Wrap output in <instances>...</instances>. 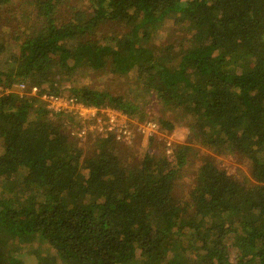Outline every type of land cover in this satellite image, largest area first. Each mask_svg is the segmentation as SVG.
Instances as JSON below:
<instances>
[{
	"label": "trees",
	"instance_id": "1",
	"mask_svg": "<svg viewBox=\"0 0 264 264\" xmlns=\"http://www.w3.org/2000/svg\"><path fill=\"white\" fill-rule=\"evenodd\" d=\"M79 67L130 84H76ZM18 83L115 111L130 136ZM146 121V148L180 125L185 141L139 151ZM0 145V264H26L20 246L37 264H264V0H0Z\"/></svg>",
	"mask_w": 264,
	"mask_h": 264
},
{
	"label": "rangeland",
	"instance_id": "2",
	"mask_svg": "<svg viewBox=\"0 0 264 264\" xmlns=\"http://www.w3.org/2000/svg\"><path fill=\"white\" fill-rule=\"evenodd\" d=\"M168 39V37H162L160 38V42L165 43L168 41ZM158 41L159 39H153L152 45L157 44ZM130 77V74H123L121 76L118 74L105 73V71H91L89 68L79 67L78 70L73 73L72 78H76V81H74L76 84L79 82L81 84H86L89 86L101 87L114 92H120L130 84ZM62 83L63 87L71 86V82L69 81V79H64ZM144 123L145 122L139 123V125ZM155 126L157 127V125ZM147 129L150 130L148 127H146L144 132H139L140 136L137 140L138 144H134L135 147H138L139 151H142L141 149H148L149 151L157 153V151L163 150L164 147L168 148L167 143L171 144L184 142L187 133L186 127L182 125L175 127L171 132L168 133L161 131L162 134H159V138L155 140L153 144L150 143V146H147L146 148L145 144L148 132ZM91 136H93V134ZM91 145L92 139L89 140V143H87V141L83 142V146L85 148H89L91 147ZM194 147L197 150H200L198 146L195 145ZM2 150V146L0 145V153L2 152ZM216 159L219 166L223 167L228 174H236L239 172L248 174V168L246 167L248 160L242 156L229 153L219 154L216 155ZM195 167L196 160H192L190 158V161L187 163V165L183 167L181 171V176L177 180L176 194L181 196H187L188 189L190 187V177ZM18 252L19 258L26 264H37V259L35 258V255L31 252L26 251L25 248H23L22 246L19 247Z\"/></svg>",
	"mask_w": 264,
	"mask_h": 264
},
{
	"label": "built area",
	"instance_id": "3",
	"mask_svg": "<svg viewBox=\"0 0 264 264\" xmlns=\"http://www.w3.org/2000/svg\"><path fill=\"white\" fill-rule=\"evenodd\" d=\"M14 91L17 92L19 95H31V96H38L41 100L46 103V107L50 108L54 111H75V113L83 119V121H88L92 119V123L90 126L95 127L97 131H109L116 135L117 138L126 139L125 137L130 136L129 130L125 128L123 125V118L117 112L112 111L110 109H101L91 106H85L81 103L74 102V99L71 97L65 96H57L48 93L47 91H40V87L36 85L27 86L24 83L14 84ZM101 113L105 115L101 116ZM105 116V118H101ZM91 127V128H92ZM146 127L147 134L150 132H156V126L153 122L146 121L143 125L139 128L140 132H144ZM85 133V130H82V134ZM169 146V143H167ZM167 153H171L169 149L166 150Z\"/></svg>",
	"mask_w": 264,
	"mask_h": 264
}]
</instances>
